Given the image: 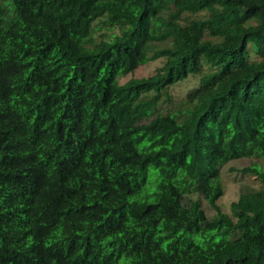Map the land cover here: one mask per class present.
Wrapping results in <instances>:
<instances>
[{
  "label": "trees",
  "instance_id": "16d2710c",
  "mask_svg": "<svg viewBox=\"0 0 264 264\" xmlns=\"http://www.w3.org/2000/svg\"><path fill=\"white\" fill-rule=\"evenodd\" d=\"M198 73L185 120L150 118ZM250 157L264 0H0V264H264L262 164L218 203Z\"/></svg>",
  "mask_w": 264,
  "mask_h": 264
},
{
  "label": "rangeland",
  "instance_id": "374dc122",
  "mask_svg": "<svg viewBox=\"0 0 264 264\" xmlns=\"http://www.w3.org/2000/svg\"><path fill=\"white\" fill-rule=\"evenodd\" d=\"M164 58H159L157 60L151 61L147 64L139 66L135 72L129 74L121 79L122 82L127 81L131 77H143L153 74L157 71L159 67L164 64ZM207 68L202 67V70ZM201 74L191 75L190 78L171 86L168 89L171 99L168 101H163L157 110L150 113V118L160 114H172L174 117H178L179 121L185 120V115L187 113V108L189 103L186 101V94L188 90L199 84ZM253 163H260L264 167V157H250V158H240L235 159L222 168V182L225 187V193L222 198L218 201L220 205L226 209V211L233 212L232 202L239 198L240 192L245 188H255L260 187L261 183L257 176L252 173H243L241 170ZM192 197H199L196 194H191ZM202 198V204L206 209V212L211 217L215 210L211 208L206 199Z\"/></svg>",
  "mask_w": 264,
  "mask_h": 264
}]
</instances>
